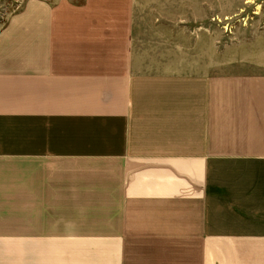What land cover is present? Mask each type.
Listing matches in <instances>:
<instances>
[{
  "label": "crops",
  "instance_id": "crops-1",
  "mask_svg": "<svg viewBox=\"0 0 264 264\" xmlns=\"http://www.w3.org/2000/svg\"><path fill=\"white\" fill-rule=\"evenodd\" d=\"M142 12L30 0L0 30V264H264V56Z\"/></svg>",
  "mask_w": 264,
  "mask_h": 264
},
{
  "label": "rangeland",
  "instance_id": "rangeland-1",
  "mask_svg": "<svg viewBox=\"0 0 264 264\" xmlns=\"http://www.w3.org/2000/svg\"><path fill=\"white\" fill-rule=\"evenodd\" d=\"M28 1L0 0V30ZM44 1L52 4L56 0ZM134 1L144 16L174 30L179 41L187 39L195 49L208 48L215 59L220 56L229 61L264 56V0ZM243 69L256 71L259 67Z\"/></svg>",
  "mask_w": 264,
  "mask_h": 264
}]
</instances>
